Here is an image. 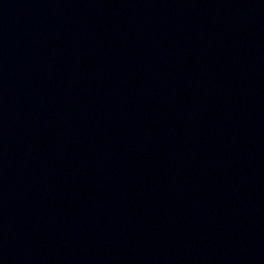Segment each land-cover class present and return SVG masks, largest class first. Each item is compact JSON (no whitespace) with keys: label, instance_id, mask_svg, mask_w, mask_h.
I'll return each mask as SVG.
<instances>
[{"label":"water","instance_id":"1","mask_svg":"<svg viewBox=\"0 0 264 264\" xmlns=\"http://www.w3.org/2000/svg\"><path fill=\"white\" fill-rule=\"evenodd\" d=\"M0 92L58 264H264V0H0Z\"/></svg>","mask_w":264,"mask_h":264}]
</instances>
